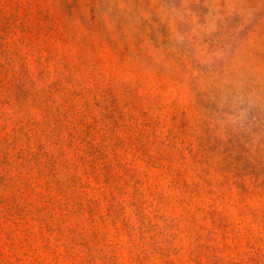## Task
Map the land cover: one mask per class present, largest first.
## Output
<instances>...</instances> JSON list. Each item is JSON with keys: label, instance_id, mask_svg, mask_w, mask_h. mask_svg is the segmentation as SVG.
Wrapping results in <instances>:
<instances>
[{"label": "rangeland", "instance_id": "rangeland-1", "mask_svg": "<svg viewBox=\"0 0 264 264\" xmlns=\"http://www.w3.org/2000/svg\"><path fill=\"white\" fill-rule=\"evenodd\" d=\"M0 264H264V0H0Z\"/></svg>", "mask_w": 264, "mask_h": 264}]
</instances>
